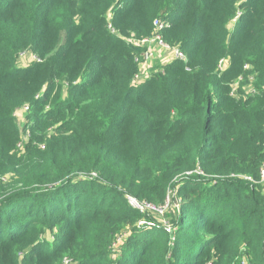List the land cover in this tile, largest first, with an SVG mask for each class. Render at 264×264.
<instances>
[{"label":"trees","instance_id":"trees-1","mask_svg":"<svg viewBox=\"0 0 264 264\" xmlns=\"http://www.w3.org/2000/svg\"><path fill=\"white\" fill-rule=\"evenodd\" d=\"M156 19L186 61L136 84ZM244 65L261 89L264 0H0V264H243L235 236L264 264V92L230 95ZM168 193L170 232L127 202Z\"/></svg>","mask_w":264,"mask_h":264},{"label":"built area","instance_id":"built-area-1","mask_svg":"<svg viewBox=\"0 0 264 264\" xmlns=\"http://www.w3.org/2000/svg\"><path fill=\"white\" fill-rule=\"evenodd\" d=\"M240 16V14H238ZM233 26V25H232ZM168 27L167 21H161V20H154L153 21V30L151 33V36L145 40H142L137 45L141 46L143 48V52L140 57L135 58V62L138 64L139 72L135 76V83L140 84L143 80L149 78V72L151 69H153L155 66H158V69L156 71H162V67L167 65L173 60H179L182 62L186 61L185 55L179 50L177 46H171L168 43H166L162 38V32ZM108 29L110 31H113L111 29V26H108ZM29 55L31 57L32 61L39 62V59H37L36 56L29 54V53H21L20 56H26ZM19 56V57H20ZM145 64H149L150 68L145 72L141 73V67ZM227 67V60L222 59L218 63V71L222 73ZM243 71L247 74V80L252 84L255 81V75L250 74L251 67L249 65L243 66ZM243 77H239L236 81L237 83L242 82ZM259 92H264V86H262L261 89H257L253 86L249 88V91L247 94L254 96L258 94ZM230 95L234 96L233 92L230 91ZM235 97V96H234ZM18 112H27V108H23L22 110L17 111L14 115ZM264 166L261 169V178H262V184L264 185ZM128 204L135 210H137L139 213H147L152 216L156 217H163L170 208H172V203L170 201V198L167 197L165 202L162 205L156 206L150 203L146 202H138L137 200L127 197ZM164 229L167 232H170V228L167 226V223L163 222ZM129 234V231L125 232L123 235H120L116 238V240L113 242V244L110 246V256L113 258L115 254L118 252V250L121 248L122 243ZM61 264H74L73 261L70 259H63Z\"/></svg>","mask_w":264,"mask_h":264},{"label":"rangeland","instance_id":"rangeland-1","mask_svg":"<svg viewBox=\"0 0 264 264\" xmlns=\"http://www.w3.org/2000/svg\"><path fill=\"white\" fill-rule=\"evenodd\" d=\"M232 25L233 23L229 24V29H232ZM20 56V55H19ZM33 61L31 60V57H29V55L26 56H20L17 58L16 64L17 66H25L28 65L30 63H32ZM228 65V64H227ZM243 80L242 82L237 83V81H234L231 85V92H233L234 96L239 98V97H246L247 92L249 91V88L251 86H253V83L251 84L248 80H247V75L244 74L243 76ZM26 123V119H25V113L24 112H18L15 116V124L16 127L21 130L22 135H21V139H22V143L21 145L18 146V152L19 154H21L24 151V143H26L29 140V134L23 132L24 126ZM55 127H52V129L47 128V132L45 133V137L47 135H49L51 133V131L54 129ZM39 133H36V136H39ZM264 175V172H263ZM11 182V180L8 179V176L3 177L2 178V185L5 186L6 184H9ZM170 199H172L171 194L168 193V196ZM165 215L163 217H149V219L154 223V224H161L163 222L167 223V219L164 218ZM235 242L238 243V254H240L241 256V262L243 264L247 263V258H246V251L244 249V244L240 243L239 237L235 236L234 238H232Z\"/></svg>","mask_w":264,"mask_h":264},{"label":"crops","instance_id":"crops-1","mask_svg":"<svg viewBox=\"0 0 264 264\" xmlns=\"http://www.w3.org/2000/svg\"><path fill=\"white\" fill-rule=\"evenodd\" d=\"M150 68L149 64H145L141 67V73H145Z\"/></svg>","mask_w":264,"mask_h":264},{"label":"bare ground","instance_id":"bare-ground-1","mask_svg":"<svg viewBox=\"0 0 264 264\" xmlns=\"http://www.w3.org/2000/svg\"><path fill=\"white\" fill-rule=\"evenodd\" d=\"M5 8V7H4Z\"/></svg>","mask_w":264,"mask_h":264}]
</instances>
